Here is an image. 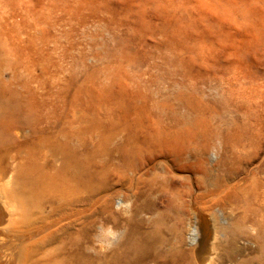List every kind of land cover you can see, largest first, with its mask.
Wrapping results in <instances>:
<instances>
[{
  "label": "rangeland",
  "instance_id": "rangeland-1",
  "mask_svg": "<svg viewBox=\"0 0 264 264\" xmlns=\"http://www.w3.org/2000/svg\"><path fill=\"white\" fill-rule=\"evenodd\" d=\"M0 264H264V0H0Z\"/></svg>",
  "mask_w": 264,
  "mask_h": 264
},
{
  "label": "bare ground",
  "instance_id": "bare-ground-1",
  "mask_svg": "<svg viewBox=\"0 0 264 264\" xmlns=\"http://www.w3.org/2000/svg\"><path fill=\"white\" fill-rule=\"evenodd\" d=\"M183 174V173H182ZM195 207H197V205H195ZM210 225L212 226L213 228V231L215 232L216 231V228H217V222L215 220L212 221V224L210 223ZM215 235V234H214ZM212 248V247H211ZM199 262V261H198ZM201 262V261H200ZM209 262V260H208Z\"/></svg>",
  "mask_w": 264,
  "mask_h": 264
}]
</instances>
